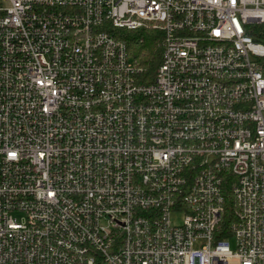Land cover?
Wrapping results in <instances>:
<instances>
[{"label":"built area","instance_id":"built-area-1","mask_svg":"<svg viewBox=\"0 0 264 264\" xmlns=\"http://www.w3.org/2000/svg\"><path fill=\"white\" fill-rule=\"evenodd\" d=\"M257 24L264 0H0V264H264ZM147 28L150 81L120 35Z\"/></svg>","mask_w":264,"mask_h":264},{"label":"trees","instance_id":"trees-1","mask_svg":"<svg viewBox=\"0 0 264 264\" xmlns=\"http://www.w3.org/2000/svg\"><path fill=\"white\" fill-rule=\"evenodd\" d=\"M120 33L121 37L127 42L132 54L143 67L145 80H152L156 68L161 63L162 32L147 28L141 30H121ZM249 33L255 40L264 42V24L254 25L253 30ZM231 210L228 209L229 215Z\"/></svg>","mask_w":264,"mask_h":264},{"label":"rangeland","instance_id":"rangeland-1","mask_svg":"<svg viewBox=\"0 0 264 264\" xmlns=\"http://www.w3.org/2000/svg\"><path fill=\"white\" fill-rule=\"evenodd\" d=\"M172 219L175 222H180L182 219V213L181 212H175L172 214ZM234 238H231V245L234 246Z\"/></svg>","mask_w":264,"mask_h":264}]
</instances>
